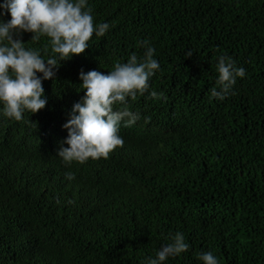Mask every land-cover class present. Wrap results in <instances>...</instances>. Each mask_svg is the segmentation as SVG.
Returning a JSON list of instances; mask_svg holds the SVG:
<instances>
[{"label": "trees", "instance_id": "trees-1", "mask_svg": "<svg viewBox=\"0 0 264 264\" xmlns=\"http://www.w3.org/2000/svg\"><path fill=\"white\" fill-rule=\"evenodd\" d=\"M88 7L106 34L42 81L44 109L21 121L0 114V264H144L176 233L188 251L164 264H202L204 252L218 264H264V0ZM19 38L52 55L47 37ZM145 41L160 68L128 101L140 119L120 128L123 145L107 159L65 165L57 152L84 96L79 73L107 75L142 58ZM220 55L246 72L223 101L211 96Z\"/></svg>", "mask_w": 264, "mask_h": 264}, {"label": "clouds", "instance_id": "clouds-1", "mask_svg": "<svg viewBox=\"0 0 264 264\" xmlns=\"http://www.w3.org/2000/svg\"><path fill=\"white\" fill-rule=\"evenodd\" d=\"M10 19L0 22V114L21 121L24 114H35L44 109L42 81L53 79L61 61L70 60L89 48V41L103 37L108 23L93 24L88 0H3L0 15ZM21 33H31L32 42L48 38L52 55L47 59L36 49L26 48L19 38ZM16 37V38H14ZM146 51L142 58L135 53L126 63L115 62L107 75L93 70L79 73L80 90L84 96L73 105L63 128V146L57 157L65 165L83 164L89 159H107L109 154L123 145L118 134L121 127H131L139 119L138 113L129 111V100L142 96L149 88V80L160 65L154 59L155 49L144 42ZM191 56L189 51L185 54ZM217 88L211 96L223 101L235 85L237 78L246 75L243 67H237L230 56L217 57ZM156 97V93H151ZM159 98V97H157ZM116 104L123 110H115ZM71 172L66 179H74ZM161 245L154 257H147L144 264H164L188 251L183 234L176 233ZM202 264H218L211 252L199 256Z\"/></svg>", "mask_w": 264, "mask_h": 264}]
</instances>
